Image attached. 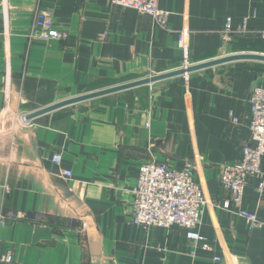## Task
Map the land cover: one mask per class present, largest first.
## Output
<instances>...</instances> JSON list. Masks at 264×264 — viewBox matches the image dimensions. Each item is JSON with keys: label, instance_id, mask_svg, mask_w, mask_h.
Masks as SVG:
<instances>
[{"label": "crops", "instance_id": "crops-1", "mask_svg": "<svg viewBox=\"0 0 264 264\" xmlns=\"http://www.w3.org/2000/svg\"><path fill=\"white\" fill-rule=\"evenodd\" d=\"M158 5L170 13L168 29L111 0H0V215L9 220L0 223V264H264V227L249 231L220 183L223 167L255 145L250 99L264 88V61L198 69L54 110L30 119L31 128L18 124L70 99L181 70L182 30L192 66L264 54V0ZM40 10L52 12L68 40L29 38ZM150 161L196 163L210 201L200 229L207 250L177 225L144 232L130 224L132 191ZM247 184L241 208L264 225V191L256 178Z\"/></svg>", "mask_w": 264, "mask_h": 264}, {"label": "built area", "instance_id": "built-area-1", "mask_svg": "<svg viewBox=\"0 0 264 264\" xmlns=\"http://www.w3.org/2000/svg\"><path fill=\"white\" fill-rule=\"evenodd\" d=\"M158 3L159 0H111L112 6L137 10L141 15L150 17L162 29H168L170 13L162 11ZM245 30H247L246 25L239 29L240 33ZM232 32V23L229 21L225 36L229 39ZM188 33L189 30L180 32L181 47L186 54L184 68L192 66L188 62V47L184 45L185 36ZM258 36L264 38V32ZM69 37L67 32L55 29L53 14L50 10H40L29 31V38L32 40L66 41ZM186 77L189 78V75ZM250 102L253 118L251 134L255 145L243 149V159L240 162L223 167L220 183L230 194L231 201L240 205L238 209H233L232 213L242 217L249 231H252L262 228L264 225L255 213H249L241 206L244 202L249 178H256L260 183L258 191L260 193L264 191V88L256 89ZM230 118L235 123L239 121V118L232 112ZM18 124L24 128L35 126L33 120L25 116L18 118ZM53 161L60 166L61 155H54ZM140 170V175L132 191L130 224L140 227L144 232H150L156 228L168 229L177 225L186 230V235L189 240L193 241L195 248L199 246L207 250L208 246L204 243L205 238L200 234V229L204 211L210 201L207 199L202 185L196 183L195 176L198 171L196 163L188 161L182 169H179L168 163L159 164L150 161L142 165ZM61 174L66 178L72 177V172L69 170H63ZM8 222L7 217L0 215L2 226H6ZM220 260V258L217 259V261ZM5 261L10 263L13 259L11 256H7Z\"/></svg>", "mask_w": 264, "mask_h": 264}, {"label": "water", "instance_id": "water-1", "mask_svg": "<svg viewBox=\"0 0 264 264\" xmlns=\"http://www.w3.org/2000/svg\"><path fill=\"white\" fill-rule=\"evenodd\" d=\"M244 60L245 61L246 60H254V61L262 62V61H264V54L259 55V54L246 53V54H240V55H230L229 57H225V58H221V59H215L211 62H204L201 64H197L196 66H191L188 68H182L179 71L167 72V73H164L163 75L151 76V77H148V78L143 79V80L134 81L130 84L115 86V88H110L107 90H101L97 93L94 92L91 94H87L84 96H80V97H77L74 99H70V100L49 106L47 108L39 110L38 112L30 114L29 116H27V118L28 119H34L36 117L50 113L54 110H57V109H60V108L66 107V106L81 103V102L91 100V99H96V98H99L100 96L111 95V94H115L117 92L130 90L134 87L148 86V84L155 83L157 81H161V80H164L166 78H171V77H176V76H181L184 74L196 72L198 69L213 67L214 65L230 63V61H244Z\"/></svg>", "mask_w": 264, "mask_h": 264}, {"label": "rangeland", "instance_id": "rangeland-1", "mask_svg": "<svg viewBox=\"0 0 264 264\" xmlns=\"http://www.w3.org/2000/svg\"><path fill=\"white\" fill-rule=\"evenodd\" d=\"M123 84H124V83H123ZM116 85H119V84H116ZM111 87H115V86H111ZM111 87H110V88H111ZM148 87H149V86H148ZM146 88H147V87H146ZM149 88H150V87H149Z\"/></svg>", "mask_w": 264, "mask_h": 264}]
</instances>
